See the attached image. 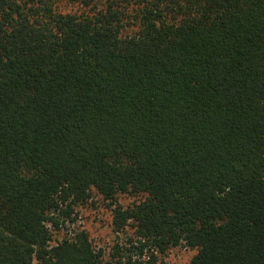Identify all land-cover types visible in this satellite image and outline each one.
<instances>
[{
  "label": "trees",
  "instance_id": "trees-1",
  "mask_svg": "<svg viewBox=\"0 0 264 264\" xmlns=\"http://www.w3.org/2000/svg\"><path fill=\"white\" fill-rule=\"evenodd\" d=\"M96 197L111 261L56 237ZM177 247L264 264V0H0V264Z\"/></svg>",
  "mask_w": 264,
  "mask_h": 264
},
{
  "label": "rangeland",
  "instance_id": "rangeland-1",
  "mask_svg": "<svg viewBox=\"0 0 264 264\" xmlns=\"http://www.w3.org/2000/svg\"><path fill=\"white\" fill-rule=\"evenodd\" d=\"M139 197L121 195L117 203L128 207L139 201ZM109 202H104L101 197L95 198V204H88L76 209L73 221L69 220L63 229L56 235L58 239L71 237L78 230H86L97 250H103L105 261H111L116 252V246L129 247L130 240H136L134 231L128 228L123 233L114 231L112 208ZM197 254L196 250L177 247L170 250L165 256L160 257L161 264H189ZM116 260V259H115Z\"/></svg>",
  "mask_w": 264,
  "mask_h": 264
}]
</instances>
